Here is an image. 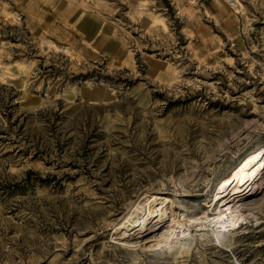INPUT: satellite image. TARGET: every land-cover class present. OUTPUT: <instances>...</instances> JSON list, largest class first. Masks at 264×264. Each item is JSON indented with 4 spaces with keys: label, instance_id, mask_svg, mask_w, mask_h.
Returning <instances> with one entry per match:
<instances>
[{
    "label": "rangeland",
    "instance_id": "1",
    "mask_svg": "<svg viewBox=\"0 0 264 264\" xmlns=\"http://www.w3.org/2000/svg\"><path fill=\"white\" fill-rule=\"evenodd\" d=\"M234 1L0 0V264H264V167L200 226L264 151V0ZM155 197L191 234L123 245Z\"/></svg>",
    "mask_w": 264,
    "mask_h": 264
},
{
    "label": "bare ground",
    "instance_id": "2",
    "mask_svg": "<svg viewBox=\"0 0 264 264\" xmlns=\"http://www.w3.org/2000/svg\"><path fill=\"white\" fill-rule=\"evenodd\" d=\"M262 157H264V151H262V149L256 154L246 157L239 164L238 168L231 173L230 177L222 182L218 192H216L217 196L215 199L218 203V212L211 217H207L206 220L201 222L199 219L194 221H199L200 226L208 225L209 227H212L213 233L217 231L225 232L233 230L232 228H234L238 223V219L234 211L235 205L252 195V192L254 193V189L256 188L255 186H257L260 181V178L257 179V177L260 175L262 167H264V164L261 163L262 161L260 162ZM155 200L157 202L159 201V203L156 202V209L153 210L150 207V204ZM169 202H172V200L168 197L156 198L150 200L148 203L146 202L145 208L147 210L142 214L138 212L140 210L139 209L137 211V213H139L137 214V217H130L127 223L129 220L134 219L135 221L132 222L125 231L122 230L123 232H121L120 235L118 234L119 240L123 243V245H127L131 248H135L140 245L151 247H157L159 245L169 246L172 243L177 244L179 241L186 239L187 236L191 234L189 231L190 226L188 225L189 221L186 222L184 217H180L181 215L171 216L166 222L160 218L163 208ZM162 217H164V215H162ZM165 223H167V226L164 227V232L157 236L156 232L160 228H163ZM181 248L176 249L181 250Z\"/></svg>",
    "mask_w": 264,
    "mask_h": 264
},
{
    "label": "built area",
    "instance_id": "3",
    "mask_svg": "<svg viewBox=\"0 0 264 264\" xmlns=\"http://www.w3.org/2000/svg\"><path fill=\"white\" fill-rule=\"evenodd\" d=\"M225 2L230 8H235L236 6V2L234 0H225Z\"/></svg>",
    "mask_w": 264,
    "mask_h": 264
},
{
    "label": "water",
    "instance_id": "4",
    "mask_svg": "<svg viewBox=\"0 0 264 264\" xmlns=\"http://www.w3.org/2000/svg\"><path fill=\"white\" fill-rule=\"evenodd\" d=\"M93 99H94V98H92V97H88V98H87V100H89V101H93ZM32 104H33V105H37L38 102H37V101H36V102L33 101Z\"/></svg>",
    "mask_w": 264,
    "mask_h": 264
}]
</instances>
